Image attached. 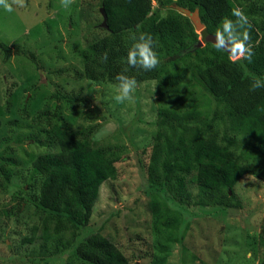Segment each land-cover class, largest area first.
I'll return each instance as SVG.
<instances>
[{"label":"trees","instance_id":"1","mask_svg":"<svg viewBox=\"0 0 264 264\" xmlns=\"http://www.w3.org/2000/svg\"><path fill=\"white\" fill-rule=\"evenodd\" d=\"M151 1L96 0L98 22L105 16L106 25L100 26L105 40L93 36L97 21L84 27L80 56L95 71L90 78L117 81L118 73L136 79L147 72L128 65L127 50L111 47L134 32L150 12L152 16L157 14V10L151 11ZM262 3L264 0H159L160 5L197 9L205 30L211 34H216L224 20H235V4L252 25L249 31L254 55L250 63L238 57L231 60L228 52L217 51L213 43L196 46L198 39L184 33L160 61L163 67L157 73L155 88L160 114L155 130L157 147L152 149L146 167L149 187L145 194L152 192L148 203L153 236L150 264H168L172 246L180 253L188 249L185 211L195 208L190 219L203 214L200 211L205 203L227 197L244 175H254L264 182V89L249 91L252 81L264 80ZM0 52L3 62L13 55L23 56L41 69L37 49L12 48L0 39ZM105 53L106 62L101 59ZM54 95L64 99L60 93ZM50 130L58 150L38 153L32 159L29 175L37 176L40 182L37 195L29 200L38 214L49 213L65 223L57 220L51 225L43 219L29 228L30 234L24 235L22 241L32 242L38 236L47 249L63 247L60 257L49 259L55 264H131V258L102 233V227L86 232L99 187L116 178V163L123 155L110 148L93 147L87 137L90 131L78 136L69 125L58 124H51ZM140 155L135 162L144 171L142 152ZM0 176L6 184L8 175L1 166ZM194 187L196 192L192 193ZM19 191L27 193L26 188ZM159 193L168 194L172 200L166 201ZM21 204L16 206L17 211ZM65 225L75 230L73 244L66 242ZM258 240L263 245L264 238ZM241 245L243 251L245 247ZM235 253L225 243L212 264H238L241 259ZM179 264L210 263L188 249V260L181 258ZM260 264H264V258Z\"/></svg>","mask_w":264,"mask_h":264},{"label":"rangeland","instance_id":"2","mask_svg":"<svg viewBox=\"0 0 264 264\" xmlns=\"http://www.w3.org/2000/svg\"><path fill=\"white\" fill-rule=\"evenodd\" d=\"M263 7L264 3L260 11ZM12 8L9 12L0 7V39L12 48L37 49L42 66L38 70L27 58L16 55L3 62L0 52V166L8 175L6 184L0 176V264H55L49 259L60 257L63 250L43 247L38 236L32 242L22 241L30 234L29 228L43 219L51 225L57 220L65 223L49 213L38 214L29 200L37 195L40 182L37 176L29 175L32 159L38 153L58 150L51 124L69 125L78 136L90 131L87 137L93 147L110 148L123 155L116 163V178L99 187L86 232L102 227V233L131 258V264H150L153 236L148 203L152 192L145 194L149 187L146 167L152 149L157 147L155 130L160 114L155 88L162 64L135 79L131 102L118 103L119 82L90 78L95 71L80 56L86 33L83 29L88 23L97 21L93 36L105 40L96 0H74L67 9L61 0H24L23 7L13 4ZM154 10L156 15L150 12L134 32L127 33L111 49L128 51L134 43L133 34L149 33L161 61L168 47L184 33L190 39L200 38L189 17L179 9L152 0ZM229 57L236 59L231 54ZM54 92L64 99H57ZM70 97L77 100H68ZM140 152L144 171L135 162ZM21 188L27 193H21ZM192 191L195 193L196 188ZM159 195L172 200L166 193ZM19 202L22 206L17 211ZM203 207V214L191 219L195 208L183 214L189 251L212 264L227 243L241 259L238 264H260L264 258V243H258L264 238L263 180L244 175L227 197ZM74 232L67 225L63 227L68 244H73ZM240 244L245 247L243 251ZM172 247L168 264L188 260V249L180 253Z\"/></svg>","mask_w":264,"mask_h":264},{"label":"clouds","instance_id":"3","mask_svg":"<svg viewBox=\"0 0 264 264\" xmlns=\"http://www.w3.org/2000/svg\"><path fill=\"white\" fill-rule=\"evenodd\" d=\"M73 2L74 0H61V6L67 9ZM13 4L23 7L24 0H11V3H9V0H0V7L9 12L13 10ZM232 16L235 17V20H224L221 28L217 30L213 47L217 51H229L233 57L243 58L250 63L254 55L249 31L252 25L248 16L240 7L232 9ZM131 39L134 43L128 50V65L144 71L155 69L160 64V60L154 50L152 35L149 33H141L139 36L133 34ZM101 59L106 62L108 59L107 53ZM115 79L119 82L118 94L115 96V100L118 103L131 102L134 99L133 93L137 87V81L123 73H118ZM259 89H264V80L255 79L250 83L249 91Z\"/></svg>","mask_w":264,"mask_h":264},{"label":"water","instance_id":"4","mask_svg":"<svg viewBox=\"0 0 264 264\" xmlns=\"http://www.w3.org/2000/svg\"><path fill=\"white\" fill-rule=\"evenodd\" d=\"M173 7H175L176 9H179L180 11H182L183 13H185L189 19L191 20V22L193 23L195 29L200 33V38L197 40V44L196 46H202L203 43L209 41L211 43H214L215 41V34H211L209 32H207L204 28V25L203 23L200 21V18H199V15H198V10L197 9H194L193 11H190L186 8H181V7H178L176 5H174ZM100 11H102L100 9ZM101 24L103 26L106 25L105 23V16H103V19L101 21ZM226 51V50H225ZM230 54L229 51H226Z\"/></svg>","mask_w":264,"mask_h":264}]
</instances>
